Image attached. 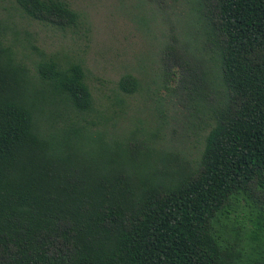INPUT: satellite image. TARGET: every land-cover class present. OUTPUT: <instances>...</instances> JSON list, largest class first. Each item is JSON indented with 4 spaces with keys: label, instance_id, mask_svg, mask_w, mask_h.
Listing matches in <instances>:
<instances>
[{
    "label": "trees",
    "instance_id": "16d2710c",
    "mask_svg": "<svg viewBox=\"0 0 264 264\" xmlns=\"http://www.w3.org/2000/svg\"><path fill=\"white\" fill-rule=\"evenodd\" d=\"M14 3L60 30L82 19L67 0ZM189 3L191 41L168 34L160 63L206 125L192 157L143 126L119 134L81 60L30 63L0 29V264H264V0Z\"/></svg>",
    "mask_w": 264,
    "mask_h": 264
},
{
    "label": "rangeland",
    "instance_id": "374dc122",
    "mask_svg": "<svg viewBox=\"0 0 264 264\" xmlns=\"http://www.w3.org/2000/svg\"><path fill=\"white\" fill-rule=\"evenodd\" d=\"M67 1L82 19L77 28L60 30L22 15L14 0H0V29L5 40L15 43L18 56L30 63L42 54L56 55L61 62L81 60L100 121L104 122L102 113H106L109 123L116 122L119 134L143 126L176 152L196 156L204 144L206 125L187 123L181 103L164 86L168 83L160 63L168 34L169 38L176 34L181 42L191 41L187 36L189 0H165L164 8L150 0ZM126 73L140 82V89L133 94L119 87ZM164 119L168 124L161 127Z\"/></svg>",
    "mask_w": 264,
    "mask_h": 264
}]
</instances>
